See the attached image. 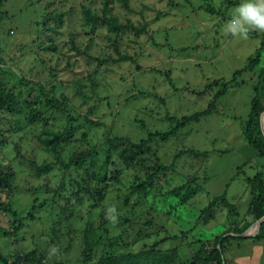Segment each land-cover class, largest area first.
<instances>
[{
  "label": "rangeland",
  "instance_id": "1",
  "mask_svg": "<svg viewBox=\"0 0 264 264\" xmlns=\"http://www.w3.org/2000/svg\"><path fill=\"white\" fill-rule=\"evenodd\" d=\"M104 1L5 0L1 8L0 85L30 104L22 102L14 114L0 111V164L14 173V205L34 204L35 218L17 240L0 232V264L33 249L48 264H95L113 251L136 253L152 243L177 250V264H192L216 237L237 234L238 227L249 240L226 244L225 264H264V240L253 239L264 219L258 223L251 214V183L258 175L264 179V157L247 144L243 130L264 50L253 72L231 81L255 55L264 32L252 31L247 39L225 32L241 0H128V9L123 0H108L122 25L145 28L110 33L82 16L83 6L100 14ZM226 81L230 87L210 115L157 141L163 163L177 157L167 185L128 195L135 171L118 162L90 179L76 165L86 163L82 154L91 150L101 164L109 138L138 142L149 132L171 131V119L204 110ZM42 93L58 99L55 106L43 97L39 103ZM35 106L43 121L30 123ZM186 149L206 156H177ZM29 161L48 169L37 176ZM100 188L103 198L95 195ZM222 194L237 207L236 217L213 203ZM109 206L116 207L118 221L105 219L102 228L101 213ZM0 223L9 225L3 213ZM53 247L56 254L49 255Z\"/></svg>",
  "mask_w": 264,
  "mask_h": 264
},
{
  "label": "trees",
  "instance_id": "2",
  "mask_svg": "<svg viewBox=\"0 0 264 264\" xmlns=\"http://www.w3.org/2000/svg\"><path fill=\"white\" fill-rule=\"evenodd\" d=\"M5 0H0V13L1 8ZM123 5L128 9V0H123ZM208 11V8H206ZM61 16V15H60ZM82 16L84 21L91 24H98L105 26L107 31L110 33H119L122 29L128 28L134 31L136 34L145 31L144 26L136 27L132 24L122 25L117 16L112 14V6L108 0L103 3V8L100 14L93 13L89 7H82ZM260 46L255 50V55L248 59L247 64L239 70H235L232 75L231 81H236L243 72H253L260 62L261 51L264 50V35L261 39ZM55 50L54 47L50 48ZM53 75L52 77H54ZM231 81L224 82L213 95L211 103L202 111L195 112L190 116H184L180 119L173 118L175 127L171 131L165 133H147L146 137L140 139L138 142H133L127 137H113L105 141L103 146L104 159L101 164H98L99 158L98 153L94 150L87 151L82 155L87 162H77L80 168L84 170L86 175L90 179H97L100 173H103L107 167L116 165L118 162L126 170H133L134 183L128 190V195H146L151 188L156 185L162 186L167 185L166 175L174 168L176 158L174 157L171 163H163L160 156L156 153L155 145L157 141L163 143L167 142L170 138L175 137L176 131L190 123H199L201 118L210 115L216 108V104L221 97H223L231 84ZM55 86L52 85L51 88ZM49 88V87H48ZM254 96L250 102V110L245 121L243 130L247 144L252 147L259 156L264 157V140L262 139L261 133V118L264 116V103H263V92H264V67L259 68L257 75V83L254 87ZM39 96L46 101V105L55 106L58 101H52V99L45 93ZM30 96V95H29ZM20 93H14L12 90L7 88L5 85H0V111L14 114L20 108L22 102L28 103V99L23 101L19 100ZM63 101H66L65 96L62 97ZM38 106L33 107L31 111V117L28 119L30 123L41 122L43 118L38 111H35ZM56 109L63 111L61 104L56 105ZM264 122V119L262 120ZM59 138H63L61 134ZM41 143L47 142V139L38 140ZM105 147V148H104ZM187 154L195 157H205L206 152H197L193 149H186L177 154ZM20 155V154H19ZM84 160V159H82ZM30 169L37 176H40L43 171L48 168L46 166H37L35 162L29 161ZM114 180L118 181L119 172L116 170L110 172ZM14 173L11 168H3L0 164V213H3L8 220V226H2L0 223V232L4 235L10 234L15 236V240L19 237L20 230L24 227V224L31 219L35 218L34 204H30L27 209H19L14 205V198L16 189L14 186ZM254 188L252 191V203H251V214L255 220H259L264 216V179L261 175L254 178L251 183ZM100 188L95 195L97 198H103L102 191ZM177 189H172V192L176 193ZM171 192V191H168ZM221 202L227 209L231 216H237V207L226 199L225 194L214 198L213 203ZM129 201L126 199L124 204H128ZM5 219H3L4 221ZM105 223L104 212L101 213L100 226L103 228ZM149 224V222L147 223ZM258 233L253 236L255 241L261 242L264 240V220L258 225ZM244 227L235 228V233H243ZM233 240H249V237L232 236L224 233L212 242L209 248H204L196 256L193 257L192 264H225L224 251L226 244ZM84 256L88 258L89 250L87 240L84 244ZM46 256L42 252H38L37 249L32 251H26L22 254L15 253L13 260L5 264H48L46 262ZM178 251L177 250H165L158 246L157 243H152L148 246H144L141 250L135 252H126L118 254L115 251L111 252L104 258H100L95 264H177ZM63 264V263H62ZM84 264H88L84 259ZM92 264V263H90Z\"/></svg>",
  "mask_w": 264,
  "mask_h": 264
},
{
  "label": "clouds",
  "instance_id": "3",
  "mask_svg": "<svg viewBox=\"0 0 264 264\" xmlns=\"http://www.w3.org/2000/svg\"><path fill=\"white\" fill-rule=\"evenodd\" d=\"M224 30L230 36L241 39H247L252 31L264 32V0H241L224 25ZM105 219L112 224L117 223L118 212L115 206L105 209ZM56 251L53 247L49 255H55Z\"/></svg>",
  "mask_w": 264,
  "mask_h": 264
},
{
  "label": "water",
  "instance_id": "4",
  "mask_svg": "<svg viewBox=\"0 0 264 264\" xmlns=\"http://www.w3.org/2000/svg\"><path fill=\"white\" fill-rule=\"evenodd\" d=\"M263 118H264V116L261 118V122H260V124H261V131L263 129V125H262V119ZM263 219H264V216L261 219H259V220H263ZM259 220H258V223L260 222ZM231 235H234V236H242V237L249 236V234H248L247 231H245V232H243L241 234H231Z\"/></svg>",
  "mask_w": 264,
  "mask_h": 264
},
{
  "label": "crops",
  "instance_id": "5",
  "mask_svg": "<svg viewBox=\"0 0 264 264\" xmlns=\"http://www.w3.org/2000/svg\"><path fill=\"white\" fill-rule=\"evenodd\" d=\"M241 262H242V261H241ZM241 262H240V263H241ZM234 264H237V262L234 261ZM244 264H248V259H247V261H246Z\"/></svg>",
  "mask_w": 264,
  "mask_h": 264
},
{
  "label": "bare ground",
  "instance_id": "6",
  "mask_svg": "<svg viewBox=\"0 0 264 264\" xmlns=\"http://www.w3.org/2000/svg\"><path fill=\"white\" fill-rule=\"evenodd\" d=\"M263 124H264V122H263Z\"/></svg>",
  "mask_w": 264,
  "mask_h": 264
}]
</instances>
